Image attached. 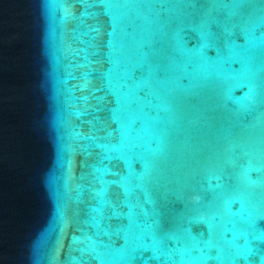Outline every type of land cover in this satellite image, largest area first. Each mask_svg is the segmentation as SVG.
I'll use <instances>...</instances> for the list:
<instances>
[{
  "label": "water",
  "instance_id": "water-1",
  "mask_svg": "<svg viewBox=\"0 0 264 264\" xmlns=\"http://www.w3.org/2000/svg\"><path fill=\"white\" fill-rule=\"evenodd\" d=\"M0 264H264V0H0Z\"/></svg>",
  "mask_w": 264,
  "mask_h": 264
}]
</instances>
